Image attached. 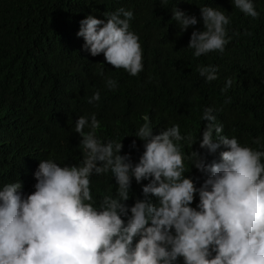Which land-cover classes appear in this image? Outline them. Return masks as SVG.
Returning a JSON list of instances; mask_svg holds the SVG:
<instances>
[{"label":"clouds","instance_id":"1","mask_svg":"<svg viewBox=\"0 0 264 264\" xmlns=\"http://www.w3.org/2000/svg\"><path fill=\"white\" fill-rule=\"evenodd\" d=\"M231 4L245 16H260L254 0ZM198 8L199 21L176 5L171 19L181 33L192 28L187 48L194 57L223 53L239 35L228 34L231 16L210 4ZM102 16L79 21L76 36L83 38L82 49L91 56L102 53L114 69L138 75L143 48L130 30L133 11L121 6ZM198 23L200 29L194 27ZM196 70L206 83L218 78L215 65L200 64ZM99 75L105 88H117L115 78L103 71ZM232 83L226 77L220 91L227 92ZM100 98L96 90L88 103ZM216 111L204 107L200 120L205 123L195 141L177 123L153 135L144 115L134 135L143 142L135 163L130 154H120L121 140L97 135L101 122L94 112L78 116L79 164L39 160L30 194L22 191L19 179L0 185V264H264V136L253 138L255 148L241 144L236 136L223 134ZM196 143L198 148L191 150ZM186 145L187 153L182 151ZM221 145L226 150L219 161L207 162L200 150L212 153ZM185 161L205 177L199 186L185 176ZM106 173L114 179L115 192L110 184L97 202L91 178ZM133 180L147 183L141 186L142 198L129 206ZM194 195L198 203L192 207Z\"/></svg>","mask_w":264,"mask_h":264},{"label":"trees","instance_id":"2","mask_svg":"<svg viewBox=\"0 0 264 264\" xmlns=\"http://www.w3.org/2000/svg\"><path fill=\"white\" fill-rule=\"evenodd\" d=\"M205 4L229 13L228 34L239 35L223 53L194 57L187 48L192 28L181 33L171 11L176 5L199 21L198 7ZM254 4L260 12L256 19L241 13L231 0H0V185L19 179L22 191L30 194L39 160L79 164L81 138L74 123L93 112L101 122L97 135L121 140L120 154H130L134 163L143 152V142L134 135L144 115L150 118L153 135L177 123L181 133L195 141L207 106L217 109L224 135L255 148L253 138L264 136V0ZM121 6L133 11L130 30L138 34L143 48L144 67L136 76L114 69L102 53L91 56L82 49L83 38L76 36L79 21L87 15L102 19L103 13ZM194 27L200 29L201 24ZM200 64L217 66L218 78L206 83L196 70ZM101 71L117 80L116 89L105 88ZM226 77L233 83L222 93ZM96 90L100 100L88 103ZM226 96L230 103L224 102ZM189 147L182 151L187 153ZM197 148L198 143L191 150ZM224 150L221 145L212 153L200 151L212 162L219 161ZM185 165V176L199 186L205 177L188 161ZM91 179L97 202L110 184L115 192L110 173ZM146 183L133 180L127 205L142 198ZM197 203L194 195L191 206Z\"/></svg>","mask_w":264,"mask_h":264}]
</instances>
